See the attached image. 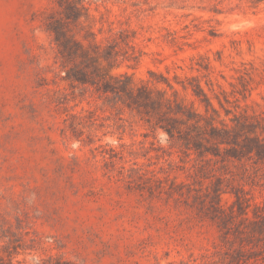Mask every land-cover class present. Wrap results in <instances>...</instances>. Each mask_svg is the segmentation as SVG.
<instances>
[{"label":"rangeland","instance_id":"374dc122","mask_svg":"<svg viewBox=\"0 0 264 264\" xmlns=\"http://www.w3.org/2000/svg\"><path fill=\"white\" fill-rule=\"evenodd\" d=\"M86 1L92 24L127 30L140 51L135 68L118 70L171 94L168 79L211 115L193 92L200 83L236 135L219 143L203 122V148L192 149L137 110L67 82L46 30L60 16L56 0H0V256L264 264V152L255 150L264 151V3Z\"/></svg>","mask_w":264,"mask_h":264},{"label":"trees","instance_id":"16d2710c","mask_svg":"<svg viewBox=\"0 0 264 264\" xmlns=\"http://www.w3.org/2000/svg\"><path fill=\"white\" fill-rule=\"evenodd\" d=\"M56 2L60 7V16L53 15V19L46 25V30L56 44L62 70L65 71L64 80L69 83L90 85L108 101L113 100L137 110L144 115L147 122L163 128L171 137L178 134L189 148L196 150L203 148L196 137L204 133L203 122L206 123L209 135L213 139L219 143L232 142L236 135L235 131L228 128L225 119H217L221 113L200 83L192 84L193 92L204 104L207 113L212 110L211 115L203 114L186 104L180 98L179 90L168 79L164 82L173 90L171 94L167 89L159 88L151 79L138 80L134 73L118 70L122 63L135 68L140 61V51L138 52L130 43L131 36L127 30L117 31L112 25L105 30L104 25L98 27L95 23L92 24L95 16L90 3L86 0ZM247 2L256 7L264 3V0ZM136 10L140 12L141 7H137ZM212 10L219 12L218 7ZM203 67L207 68V65ZM183 87L187 88V85L183 84ZM219 102L223 106L220 99ZM218 121L223 125L222 128L217 125ZM255 150L258 154L264 152L259 147ZM0 264L13 262L0 256Z\"/></svg>","mask_w":264,"mask_h":264}]
</instances>
